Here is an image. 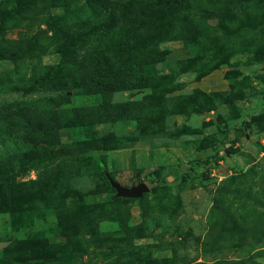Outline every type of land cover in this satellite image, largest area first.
<instances>
[{
    "label": "rangeland",
    "instance_id": "rangeland-1",
    "mask_svg": "<svg viewBox=\"0 0 264 264\" xmlns=\"http://www.w3.org/2000/svg\"><path fill=\"white\" fill-rule=\"evenodd\" d=\"M0 107V264H264V0H0Z\"/></svg>",
    "mask_w": 264,
    "mask_h": 264
},
{
    "label": "water",
    "instance_id": "water-1",
    "mask_svg": "<svg viewBox=\"0 0 264 264\" xmlns=\"http://www.w3.org/2000/svg\"><path fill=\"white\" fill-rule=\"evenodd\" d=\"M110 186L116 191L117 195L124 198H139L143 193L147 192V186L144 183H140L131 188H125L120 186L118 183L114 182L108 178Z\"/></svg>",
    "mask_w": 264,
    "mask_h": 264
},
{
    "label": "trees",
    "instance_id": "trees-1",
    "mask_svg": "<svg viewBox=\"0 0 264 264\" xmlns=\"http://www.w3.org/2000/svg\"><path fill=\"white\" fill-rule=\"evenodd\" d=\"M106 89H107V91H112V92H114V89H113V87L112 86H109V84H107V86H106ZM1 108V107H0ZM188 175L186 174H184L183 175V177H187ZM151 184H153V182H151Z\"/></svg>",
    "mask_w": 264,
    "mask_h": 264
}]
</instances>
